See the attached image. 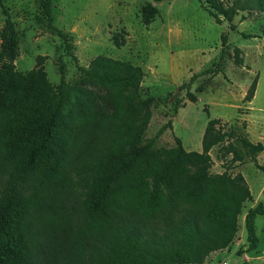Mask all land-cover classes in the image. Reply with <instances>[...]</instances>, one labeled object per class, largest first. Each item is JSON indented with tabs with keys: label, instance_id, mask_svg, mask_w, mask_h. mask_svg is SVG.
Returning <instances> with one entry per match:
<instances>
[{
	"label": "trees",
	"instance_id": "obj_1",
	"mask_svg": "<svg viewBox=\"0 0 264 264\" xmlns=\"http://www.w3.org/2000/svg\"><path fill=\"white\" fill-rule=\"evenodd\" d=\"M34 1L38 9L34 17L36 23L62 40L76 70L66 78L65 64L58 56V81L51 85L41 76L31 81L30 90L23 91L29 75L11 66L18 55L19 39L6 8L2 7L5 16L0 28V264H46L38 255L46 251L47 245L37 231L44 226V217L38 213L41 203L38 202L39 190L34 187L48 184L51 177L58 176L59 164L90 119L83 85L100 83L121 91L137 88L141 79L139 65L115 58L95 55L86 65L78 64L70 35L53 23L50 0ZM205 2L208 5L201 3V6L216 22L220 21L219 13L228 20L238 10L264 13V0ZM156 13L154 3L141 4L143 23H149ZM241 35L256 36L244 32ZM262 36L264 38V33ZM110 38L116 46L124 40L117 31ZM227 47L226 34L221 33L217 58L176 86L184 89L187 100L194 101L195 92L204 89L202 85H196L194 91L189 89L197 76L223 73ZM234 50L233 60L241 64L237 48ZM255 84L256 76L243 94V101L252 97ZM119 102L116 98L114 111L119 108ZM166 125H171L169 119L150 137H145L144 127L132 123H108L99 131V151L96 150L81 168L88 190L80 206L91 221L90 226L101 223L107 215L112 216L114 222L108 229H99L96 234L99 245L88 264H195L202 262L211 250L231 241L242 202L251 197L246 181L240 172L229 176L204 171V188L183 192L178 177L180 162L152 159L161 150L155 139ZM244 127L243 123H226L219 117H211L204 125L199 151H185L176 135L175 147L179 152L192 155L196 161L207 162L210 148L224 141L232 161H251L264 174V166L256 161L264 144L250 140ZM106 160L113 161L116 167L112 180L89 174ZM155 173L160 178L150 187L148 177ZM27 188L29 191L24 192ZM257 214L264 215V203L260 201L247 208L243 215L244 251L257 246L254 226ZM84 244L83 239H74L68 256L59 264H84ZM240 264L247 262L243 260Z\"/></svg>",
	"mask_w": 264,
	"mask_h": 264
},
{
	"label": "rangeland",
	"instance_id": "obj_2",
	"mask_svg": "<svg viewBox=\"0 0 264 264\" xmlns=\"http://www.w3.org/2000/svg\"><path fill=\"white\" fill-rule=\"evenodd\" d=\"M146 1L154 2L157 13L145 24L141 21L140 9ZM201 3L208 5L205 0H50L53 23L70 35L78 64L86 65L95 55L115 58L139 65L141 79L137 88L121 91L100 83L83 85L90 119L59 164L58 176L51 177L48 184L40 183L34 187L39 190L41 208L38 213L44 217L42 229L38 230L37 222L35 227L47 245L46 251L38 255L46 260V264L62 262L68 256L70 243L76 238L85 242L82 256L84 264H88L99 245L96 235L99 229H108L114 222V218L107 215L101 223L90 226L91 221L84 216L80 206V200L88 190L81 168L96 150L99 151L102 127L108 123H132L144 127L145 137H150L168 119L171 125H166L155 139L161 150L152 159L161 162L177 159L180 162L178 177L183 192L203 189L205 171L207 174L223 172L229 176L240 172L251 193V197L242 202L231 241L211 250L202 262L195 264H219L221 261L240 264L243 260L247 264H264V215L257 214L254 218L258 243L249 251H244L243 225L244 211L258 201L264 203L263 171L251 161H232L224 141L210 148L207 162L196 161L192 155L179 152L175 147L174 135L179 137L185 151H199L204 125L211 117H219L226 123H243L250 140L264 144V13L238 10L229 20L219 13L220 21L216 22ZM2 7L6 8L19 39L18 55L11 61V66L29 75L23 91L30 90L31 81L41 76L48 84H55L58 81V56L65 64L66 78H70L76 70L75 62L62 40L36 23L35 1L0 0V28L5 16ZM223 19L226 20L224 25ZM114 31L123 36L119 46L111 41ZM241 32L256 36L243 37ZM221 33L226 34L228 43L224 71L197 76L189 89L194 91L196 85H202L204 89L195 92L196 99L189 101L184 97V89L176 86L217 58ZM234 47L241 57V64L233 60ZM254 76L253 95L243 101L242 96ZM116 98L120 102L114 111ZM256 160L264 166V148ZM115 173L116 167L111 160L89 172L93 177L109 181ZM159 178L157 173L148 177L149 186L153 187ZM28 191L29 188L24 190ZM173 199L176 201V193Z\"/></svg>",
	"mask_w": 264,
	"mask_h": 264
},
{
	"label": "water",
	"instance_id": "obj_3",
	"mask_svg": "<svg viewBox=\"0 0 264 264\" xmlns=\"http://www.w3.org/2000/svg\"><path fill=\"white\" fill-rule=\"evenodd\" d=\"M152 3H154V2H152ZM225 22H226V20H225V19H223L221 23L224 25V24H225Z\"/></svg>",
	"mask_w": 264,
	"mask_h": 264
},
{
	"label": "built area",
	"instance_id": "obj_4",
	"mask_svg": "<svg viewBox=\"0 0 264 264\" xmlns=\"http://www.w3.org/2000/svg\"><path fill=\"white\" fill-rule=\"evenodd\" d=\"M219 264H226V262L225 261H221Z\"/></svg>",
	"mask_w": 264,
	"mask_h": 264
},
{
	"label": "crops",
	"instance_id": "obj_5",
	"mask_svg": "<svg viewBox=\"0 0 264 264\" xmlns=\"http://www.w3.org/2000/svg\"><path fill=\"white\" fill-rule=\"evenodd\" d=\"M258 155V154H257ZM257 155H256V158H257ZM257 161V160H256ZM258 163V162H257ZM260 164V163H259ZM244 179H245V177H244ZM245 181H246V179H245ZM247 183V182H246ZM248 185V184H247ZM251 194V193H250ZM245 212V211H244ZM243 215H244V213H243Z\"/></svg>",
	"mask_w": 264,
	"mask_h": 264
}]
</instances>
